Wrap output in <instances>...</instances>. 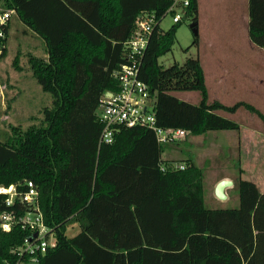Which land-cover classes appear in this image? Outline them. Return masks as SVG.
<instances>
[{
  "label": "trees",
  "instance_id": "trees-1",
  "mask_svg": "<svg viewBox=\"0 0 264 264\" xmlns=\"http://www.w3.org/2000/svg\"><path fill=\"white\" fill-rule=\"evenodd\" d=\"M45 45L47 58L29 56L33 77L51 95L43 125L11 127L0 141V187L32 182L57 247L40 264H264V194L239 173L237 208L209 209L204 170L193 159L184 170L168 167L148 129L120 127L114 142L100 144L97 110L105 92H116L113 72L126 62V43L139 17L160 20L173 0H2ZM248 34L264 51V0H248ZM199 20V0H189L181 22L156 27L140 69L155 101L158 126L189 136L238 131L240 124L217 114L246 109L264 124L254 105L209 102L199 58L163 68L180 25ZM193 46H199L195 36ZM6 49L2 60L7 56ZM19 57L15 59V67ZM175 92H197L198 104ZM186 138V139H187ZM169 146V145H168ZM165 165V167H163ZM163 168L165 170H163ZM0 195V214L7 210ZM79 232L69 236L68 228ZM26 237L20 229L2 234L0 264L14 263L12 250Z\"/></svg>",
  "mask_w": 264,
  "mask_h": 264
},
{
  "label": "rangeland",
  "instance_id": "rangeland-1",
  "mask_svg": "<svg viewBox=\"0 0 264 264\" xmlns=\"http://www.w3.org/2000/svg\"><path fill=\"white\" fill-rule=\"evenodd\" d=\"M201 5L199 46H193L195 35L191 22H184L177 31L172 52L160 58V65L169 68L175 63L183 65L188 57L199 58L205 71L210 103L219 101L233 106L247 102L264 114V81H260L264 79V51L249 39L248 0H201ZM0 9H4L2 0ZM173 25L172 16L167 15L161 28L169 30ZM30 55L46 59L45 45L14 15L8 53L0 62V141L10 138L12 126L21 127L23 131L32 126L41 127L43 109L53 106L51 95L44 92L33 77L28 62ZM16 57H19L20 70L14 64ZM237 71H251L254 77L241 76ZM218 73H222L227 83L216 82ZM256 79L258 89L254 90L252 80ZM235 80L243 81L237 86L233 83ZM173 95L192 104L200 101L197 92H175ZM217 114L238 122L240 130L209 132L196 138L189 136L179 144L165 146L162 160H175L185 165V160L193 159L204 170L206 207L237 208L239 195L235 186L225 190L228 195L225 201L217 198L216 187L222 174L231 175L230 180L236 182L242 171V178L256 183L264 192V124L246 109L237 114L220 110ZM251 119L259 128L251 126ZM68 230L69 236L79 232L77 225Z\"/></svg>",
  "mask_w": 264,
  "mask_h": 264
},
{
  "label": "built area",
  "instance_id": "built-area-1",
  "mask_svg": "<svg viewBox=\"0 0 264 264\" xmlns=\"http://www.w3.org/2000/svg\"><path fill=\"white\" fill-rule=\"evenodd\" d=\"M188 6L189 0H173L166 16L171 15L173 23L177 24L182 21ZM14 15V10H0V62L5 50H8ZM164 18L160 20L155 14L138 18L136 29L126 43V62L113 72L119 89L116 92H105L100 100L97 110L98 119L103 125L100 144L113 143L116 130L120 127L148 129L154 133L161 146L179 144L187 138L186 130L158 126L154 98L148 86L140 79L141 65L151 37L156 27H161ZM168 167L184 170L186 165L173 161ZM23 186L24 191L15 185L9 188L0 187V195L6 196L7 208L0 214V241L2 234L13 233L17 229L26 233L23 242L12 250L16 261L11 263L6 260L5 264H40L41 259L57 247L55 234L44 221L38 189L32 182H26Z\"/></svg>",
  "mask_w": 264,
  "mask_h": 264
},
{
  "label": "crops",
  "instance_id": "crops-1",
  "mask_svg": "<svg viewBox=\"0 0 264 264\" xmlns=\"http://www.w3.org/2000/svg\"><path fill=\"white\" fill-rule=\"evenodd\" d=\"M201 0H199V12L201 11ZM1 10V9H0ZM35 35V34H34ZM249 35V34H248ZM36 36V35H35ZM250 39V38H249ZM258 48V47H257ZM262 50V49H261ZM238 73H240V75L241 76H246V77H249V78H253L254 77V74H253V72H251V71H249V72H239V71H237ZM215 74V73H214ZM225 77H223V75H222V73H218L217 74V76H216V82L217 83H227L226 82V80L224 79ZM236 82H233L234 84H236L237 86H239V83H241V81H243V80H235ZM257 81H258V79H256V80H252V82H254L253 84V88H255L254 90H256V89H258V84H257ZM261 81V83L264 81V79H262V80H260ZM247 103V102H246ZM250 104V103H249ZM238 112H240V110L238 111ZM237 112V113H238ZM236 113V114H237ZM229 119V118H228ZM231 120H233V119H231ZM254 119H251V126H253V127H256V128H259L258 127V125L256 124H254V121H253ZM235 121V120H234ZM253 124V125H252ZM263 125V124H262ZM200 137H202V136H200ZM196 138V137H195ZM175 161V160H174ZM195 163H196V161H195ZM183 164V163H182ZM197 164V163H196ZM198 165V164H197ZM231 175H229V174H222V177L220 178L221 180L218 182V183H220L221 181H223V180H229V181H232V180H230L231 179ZM244 179V178H243ZM250 181V180H249ZM233 182V181H232ZM252 182V181H251ZM234 184H235V182H233ZM254 183V182H253ZM256 184V183H255ZM257 185V184H256ZM234 186V185H233ZM232 186V187H233ZM257 187H258V185H257ZM259 188V187H258ZM260 190V189H259ZM260 192L261 193H263L264 194V192H262L261 190H260ZM225 194H226V196H227V199H228V195H227V193L225 192ZM226 199V200H227ZM225 201V200H224Z\"/></svg>",
  "mask_w": 264,
  "mask_h": 264
},
{
  "label": "water",
  "instance_id": "water-1",
  "mask_svg": "<svg viewBox=\"0 0 264 264\" xmlns=\"http://www.w3.org/2000/svg\"><path fill=\"white\" fill-rule=\"evenodd\" d=\"M191 29L193 30V33L195 36H198V22H192L191 23ZM234 183L229 180H223L221 181L218 186L216 187V196L218 199L224 201L227 199V196L225 194V190L228 187H232Z\"/></svg>",
  "mask_w": 264,
  "mask_h": 264
},
{
  "label": "clouds",
  "instance_id": "clouds-1",
  "mask_svg": "<svg viewBox=\"0 0 264 264\" xmlns=\"http://www.w3.org/2000/svg\"><path fill=\"white\" fill-rule=\"evenodd\" d=\"M0 22H2V21H0ZM5 228H6V229H8V226H7V225H5Z\"/></svg>",
  "mask_w": 264,
  "mask_h": 264
}]
</instances>
